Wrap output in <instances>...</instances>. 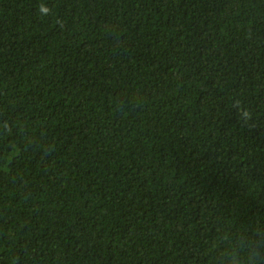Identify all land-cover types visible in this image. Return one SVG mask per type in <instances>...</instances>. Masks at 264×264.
Listing matches in <instances>:
<instances>
[{
	"label": "trees",
	"instance_id": "1",
	"mask_svg": "<svg viewBox=\"0 0 264 264\" xmlns=\"http://www.w3.org/2000/svg\"><path fill=\"white\" fill-rule=\"evenodd\" d=\"M0 264H264V0H0Z\"/></svg>",
	"mask_w": 264,
	"mask_h": 264
},
{
	"label": "clouds",
	"instance_id": "2",
	"mask_svg": "<svg viewBox=\"0 0 264 264\" xmlns=\"http://www.w3.org/2000/svg\"><path fill=\"white\" fill-rule=\"evenodd\" d=\"M42 11L44 13H48L49 12V9L46 6H42Z\"/></svg>",
	"mask_w": 264,
	"mask_h": 264
}]
</instances>
